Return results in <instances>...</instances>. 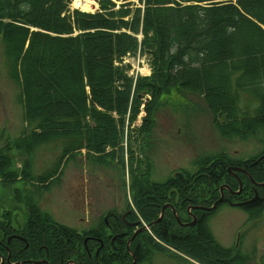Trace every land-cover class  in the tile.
<instances>
[{
  "label": "trees",
  "instance_id": "obj_1",
  "mask_svg": "<svg viewBox=\"0 0 264 264\" xmlns=\"http://www.w3.org/2000/svg\"><path fill=\"white\" fill-rule=\"evenodd\" d=\"M121 1L125 2L114 10L110 8L114 2L101 0L102 12H76L71 22L61 16L64 0H0V41L7 72L20 86L18 97L25 119L33 125L15 139L17 149L30 154L39 144L59 140L62 150L57 166L82 148L98 162L111 155L110 151L122 156L125 114L129 113L128 122L134 118L142 90L150 95L145 103L144 131L152 127L148 117L156 108L154 99L171 88L200 96L221 136L244 137L264 128V0H144L143 9L133 10L127 6L129 0ZM140 25L143 37L138 44ZM138 45L149 55L152 71L149 76L138 75L133 84L126 68L114 61ZM242 94L257 101L254 114L239 105ZM230 164L244 163L221 153L212 164L218 167L217 174L210 171L211 165L202 168L196 181L203 190L194 182L188 193L195 203L205 204L210 196L206 204H211L217 198L219 188L214 180L224 179L220 184L237 188L224 168ZM9 165L8 154L0 156V176L17 175L8 171ZM187 173L178 182L172 178L155 182L144 173L135 178L130 188L140 202L138 208L144 203V192L137 188L186 185ZM204 173L211 175L210 184ZM22 174L28 176L29 171L23 169ZM52 175L53 171L37 179L43 182ZM258 179H264V170ZM25 203L27 215L19 227L14 226L11 212L0 210L2 264L41 258L48 264L69 260L94 264V256L87 255V250L92 253L90 241L86 248L83 235L74 228L41 212L33 200ZM255 203L242 208L254 212L264 205ZM157 212H147L146 218L143 211L140 214L149 220ZM150 228L161 242L200 263L246 264L239 254L231 255V247L215 239L205 219L186 232L171 216L163 233L156 226ZM13 234L25 237L26 242ZM149 243L163 249L147 233L131 244L138 261L148 256Z\"/></svg>",
  "mask_w": 264,
  "mask_h": 264
},
{
  "label": "rangeland",
  "instance_id": "obj_2",
  "mask_svg": "<svg viewBox=\"0 0 264 264\" xmlns=\"http://www.w3.org/2000/svg\"><path fill=\"white\" fill-rule=\"evenodd\" d=\"M117 1L108 6L117 10L121 5ZM64 2L66 4L67 0ZM127 6L131 10L138 7L135 0H129ZM75 15L76 12L73 17L68 16L69 20L73 21ZM128 16L123 19L127 20ZM126 31L131 33L129 29ZM136 35L139 44L143 37L141 25ZM120 66L126 68L124 72L133 84L136 76L150 75L152 71L149 55L139 45L134 52L128 51L121 56ZM19 92L20 86L8 75L0 41V156L8 154V171L17 172L16 176H0V210L13 214L14 226L24 222L28 210L25 201L29 199L53 220L76 231H86L98 213L100 215L116 205L121 208L123 200L126 201L125 194L133 191L131 182L143 173L151 180L166 181L172 177L173 171L189 172L202 191L196 177L201 176L202 168L215 165L221 153L240 160L254 158L264 150V128L244 137L221 136L201 97L174 88L154 99L156 108L148 117L152 119V127L144 131V118L148 114L145 103L150 95L142 90L143 96L137 101L139 109L134 118L128 122L129 113L125 114L122 156L119 151H110L111 155H107L103 160L106 163L102 164L87 157V149L82 148L66 163L64 157L61 167L57 166L62 150L59 140L39 144L30 154L17 149L15 139L33 127L25 119ZM239 105L252 115L257 101L242 94ZM200 164L205 165L200 169ZM23 169L29 171L28 176L22 174ZM213 170L216 174L219 171L215 166L210 169ZM52 171L53 175L46 181L37 179ZM223 180H214V185L219 188ZM229 198L236 200V197ZM207 225L222 246L232 248L231 255L239 254L246 264H264V205L252 212L241 206L222 203L208 214ZM157 243L162 244L163 249H156L153 243L147 244L148 256L135 264H203L161 241Z\"/></svg>",
  "mask_w": 264,
  "mask_h": 264
},
{
  "label": "flooded vegetation",
  "instance_id": "obj_3",
  "mask_svg": "<svg viewBox=\"0 0 264 264\" xmlns=\"http://www.w3.org/2000/svg\"><path fill=\"white\" fill-rule=\"evenodd\" d=\"M262 154H264V151L261 154L257 155L255 158L243 159V161L241 160L244 165L230 164V167L240 168L236 170L234 169V171L229 172V175L236 180L237 185L239 182H241V188L239 189L238 193H231L228 192L226 188H223V199L219 204H222L223 202L231 204V202L240 201H248L247 203L240 205L241 207L254 204L255 202H258L259 204H264V185L255 184V182L264 181V179H258L260 172H263L264 170V156L258 158ZM100 163L105 164L106 162L103 163L102 161ZM187 174V181H189V178L191 181L189 183H186V185H179V187L167 186L161 188H137L136 190L144 192V203L141 205L140 208H138L137 206L140 205V202L133 195V192H128V194L124 193L126 201L123 200L121 208L118 205L107 208L102 214L99 215L98 213L97 219L93 221V224L89 229H86V231H78L81 235H83V243L86 248V244L88 241H90L92 244V253L87 250V255L88 257H92L91 255L94 256V258L96 259L94 264H104L106 260H109V258L114 257L116 258V261H118V264H129L133 259L131 254V244L136 241V239H139L142 236H146L147 233L151 232L153 234V238L155 237L156 240H159L158 238H156L154 231L151 230L150 227L156 226L158 231L163 233L166 221L170 220V216L175 220L178 226L181 227V230H184L185 232L192 231L195 226L200 224V222L203 223L204 219L207 222V216L211 211L204 210L202 207L209 205L206 203L209 202L210 196L206 198L205 204L195 203L193 196L191 194H188L189 191L192 189L191 187H193L195 180L191 177L193 176L192 173L189 174L188 172ZM204 174L205 176H207L208 183L210 184L211 175L209 173ZM180 175H182L183 177L184 172L180 173L179 171H173L171 173V178L175 179L176 182H178ZM222 184L227 183L223 182ZM180 192H183L186 195H181ZM219 193L220 190L218 189L217 198L219 197ZM228 194H231L232 197H236V200L232 201L229 196H227ZM255 205L258 204L255 203ZM154 209L158 210V212L156 213L157 215L155 217L151 215L150 219L146 220L145 218L147 217V212ZM142 211L145 214V218L143 217V214H140V212ZM174 211L177 213L179 220L176 219L173 213ZM160 214L161 218H159ZM193 216L195 217V221L193 224L190 225L189 223L193 220ZM134 222L139 223L137 225H132V223ZM146 224H149L148 229L144 228ZM20 225L21 224L17 225V227H19ZM171 228L172 226L168 224V233H170ZM135 231L138 232L132 238V235ZM13 235L26 242V238L21 236L20 234ZM27 244L28 242L26 243V246ZM132 253L137 261V255L134 254L135 251H132ZM109 261L110 264L115 262L112 260Z\"/></svg>",
  "mask_w": 264,
  "mask_h": 264
},
{
  "label": "water",
  "instance_id": "obj_4",
  "mask_svg": "<svg viewBox=\"0 0 264 264\" xmlns=\"http://www.w3.org/2000/svg\"><path fill=\"white\" fill-rule=\"evenodd\" d=\"M232 169H240L239 167H229L228 168V172H231L232 171ZM255 184H257V185H264V181L263 182H255ZM223 187H226L229 191H232V192H234V193H238L239 192V189L241 188V182H239V189L238 190H236V191H234V190H231L230 189V187L228 186V185H221L220 186V197L216 200V201H214L213 202V204L211 205V206H195V207H202L203 209H205V210H212V209H214L215 207H216V205L219 203V202H221L222 201V199H223V196H222V189H223ZM255 197V196H254ZM253 197V198H254ZM249 201H251V200H249ZM248 202V201H247ZM246 201H242V202H236V203H232V204H234V205H242V204H244V203H247ZM175 212V211H174ZM176 214V213H175ZM159 218H161V214H160V216H159ZM158 218V219H159ZM176 218H178L177 216H176ZM194 221H195V217L193 216V220L189 223L190 225L191 224H193L194 223ZM139 222H134V223H132V225H137ZM144 228H149V224H146L145 226H144ZM140 231V230H139ZM138 231H135L134 233H133V235H132V238L136 235V233H137ZM11 237H9V239H10ZM133 256V255H132ZM136 259H135V257L133 256V259H132V262L131 263H129V264H135V261ZM2 261H3V257H1V260H0V264H2ZM22 261H26V262H29V263H32V264H48V261L46 260V259H27V260H22ZM22 261H16V262H11V264H16V263H20V262H22ZM65 264H79V263H77V262H75V261H73V260H69V261H67Z\"/></svg>",
  "mask_w": 264,
  "mask_h": 264
},
{
  "label": "built area",
  "instance_id": "obj_5",
  "mask_svg": "<svg viewBox=\"0 0 264 264\" xmlns=\"http://www.w3.org/2000/svg\"><path fill=\"white\" fill-rule=\"evenodd\" d=\"M91 5L94 7L91 8ZM74 10H80L89 13L102 12L100 0H68L66 13L72 14Z\"/></svg>",
  "mask_w": 264,
  "mask_h": 264
},
{
  "label": "bare ground",
  "instance_id": "obj_6",
  "mask_svg": "<svg viewBox=\"0 0 264 264\" xmlns=\"http://www.w3.org/2000/svg\"><path fill=\"white\" fill-rule=\"evenodd\" d=\"M90 7H91V8H93L94 6H93V5H91Z\"/></svg>",
  "mask_w": 264,
  "mask_h": 264
}]
</instances>
